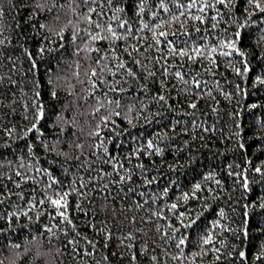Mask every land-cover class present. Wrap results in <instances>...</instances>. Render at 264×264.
<instances>
[{"label": "trees", "instance_id": "obj_1", "mask_svg": "<svg viewBox=\"0 0 264 264\" xmlns=\"http://www.w3.org/2000/svg\"><path fill=\"white\" fill-rule=\"evenodd\" d=\"M117 2L126 9L123 18L138 27V0ZM180 2L187 5L190 0ZM67 3L0 0V39L5 41L0 45V260L4 264H264V209L260 208L264 175L255 171L258 166L264 171V84L258 82V78L264 80V40H260L264 16L247 0H233L231 10L223 5L207 9L202 23L190 19L189 13H200L187 8L180 9L185 12L180 21H172L170 14L156 7L159 0H147L141 19L149 23L148 30L133 32L132 38L116 45L107 41L92 45L101 49L100 56L107 57L104 64L115 71L116 64L123 61L136 76H128L127 68L116 76L104 73L107 83L96 97L105 104L119 100V108L115 104L108 107L121 115L113 116L115 125H101L99 137H91L89 133L100 123L99 116L107 112L92 115L97 99L88 98L90 85L73 76L78 71L83 81L95 65L86 53L74 54L76 44L83 47L86 42V32L80 34L85 39L72 42L77 24L87 28L79 19L86 9L74 15ZM60 4L66 7L61 9ZM169 7L173 14H179L173 5ZM48 8L52 11L45 10ZM245 9L254 15L248 17ZM154 12L160 19L153 17ZM70 21L61 39L55 33ZM41 24L47 27L41 28ZM155 24H162L157 32L170 33L167 40L177 49L195 55L191 50L199 47L204 55L195 61L170 55L166 42L156 45L152 38ZM242 24L247 26L241 29ZM238 31L243 39L237 48L245 55H221L232 51L223 45ZM127 45L138 47L140 52L131 56L124 53ZM212 48H216L211 52L215 64L205 58ZM96 55L91 53L93 59ZM166 66H171L167 75ZM177 71L187 83L176 77ZM149 72L155 75L149 76ZM195 79L201 81L199 88L193 83ZM110 86L124 91L109 92ZM54 90L56 98L51 95ZM160 95L166 101H159ZM37 102L44 106L46 115L38 130L26 135L25 130L35 123L33 105ZM193 103L196 108L190 107ZM149 140L163 150L160 155L148 154L152 152L147 148ZM73 142L84 145L83 153L69 147ZM100 143L102 148L95 147ZM58 153L69 155L66 158ZM109 157L113 160L105 163ZM37 167L48 169L59 183L48 189L47 176L36 175L35 181L25 182L15 175L17 171L35 175ZM128 174L131 179L120 183V176ZM209 175L212 179H205ZM197 183L201 185L199 192L184 201L183 194L191 195ZM55 191L69 193L66 214L71 224L62 223L58 210L49 202L39 204ZM172 203L179 204L175 212L167 210ZM158 211L163 218L153 215ZM180 212L185 213L184 224L189 223V217L197 220L194 228L181 225L176 219ZM108 232L111 239L106 241ZM208 232L214 240L201 246V237ZM129 233L135 239L124 240V244H132L131 249L121 245ZM165 234L174 239H166ZM189 235L190 241L177 248L180 238ZM217 248L218 253L213 250Z\"/></svg>", "mask_w": 264, "mask_h": 264}, {"label": "snow or ice", "instance_id": "obj_2", "mask_svg": "<svg viewBox=\"0 0 264 264\" xmlns=\"http://www.w3.org/2000/svg\"><path fill=\"white\" fill-rule=\"evenodd\" d=\"M248 5L254 7L257 12L261 15L264 16V0H247ZM146 4H147V0H138L137 4H136V12H135V18L138 21H141L139 23V26L134 28L132 22H130L128 19H124L123 17L126 15V9L125 7L121 6L117 0H68L67 3V7L68 9L75 15L78 10H80L81 8L86 9V11H83L82 14L80 15L79 19L81 22L85 23L87 25L86 29H81L79 27V24H77L72 32V42L75 44L76 41L78 39H85V37H81V32H86V42L84 43L83 47H81L80 44H76V50H75V55L79 56L81 52H84L87 54V58L90 60L91 64H94V67L90 68V74L86 73V79L83 81L79 80V76L80 73L78 71L73 72V76L78 80L79 83H87L90 85V90L88 92V98H92V97H96V92L97 91H102V85L107 83V80L104 78V73L107 72L112 76H116L118 75V73L120 71H123L127 68V64L123 61H120L119 63L116 64L115 66V71L109 67L108 64H104V61L107 57L105 56H100L99 53L101 52V49L98 47H93V44L99 43V42H104L107 41L109 45H116L117 42L119 41H127L130 38H132L133 32H143L145 30H148L150 28L149 23L147 22H143L142 21V15L145 13V8H146ZM169 4L173 5L177 11L179 12V14H173L172 13V9L169 7ZM217 5H223L224 7L228 8L229 10H231V8L234 6L233 4V0H215L214 3H209L208 0H204L203 3L200 2V0H190V2L187 5H184L180 2V0H159V3L156 5V7L158 9H160L162 12L166 13V14H170L171 15V20L172 21H180L181 17L185 16V12L181 11L180 9H196L200 14L199 15H191L190 13L189 18L190 19H194L197 21H200L201 23L204 21V13L207 9H211V8H215ZM37 7H41L40 5H37ZM53 7H56L55 2H53ZM59 7L61 9H64L66 7L65 4H60ZM49 12L52 11L51 8L45 9ZM246 15L248 17H252L254 15L253 12H248L247 9H245ZM109 13H111V15H109ZM219 14V13H218ZM153 17H155L156 19H160L159 13L154 12L153 13ZM58 19V17H57ZM212 19H216V17H212ZM162 23H169L168 21H163ZM249 23H251V21H249ZM71 26V21L69 22V25H65L64 28H61L59 32H56L55 34L60 37L61 39L64 38V32L65 30ZM162 26V24H155L154 27L151 28L152 30V38L155 42L156 45H160L162 43H167L171 49L170 51V55H175V54H179L180 56H187L188 59L195 61L196 59H198L199 57L203 56L204 54L202 53L201 49L199 47L194 48L191 51L195 52V55H191L189 50H186L184 48H179L177 49V47L174 45L173 41H168L167 40V36L170 35V33L168 32H164V31H160L157 32L156 29L160 28ZM247 25L246 24H242L240 25V28L243 29L245 28ZM41 28H45L47 27V25L45 24H41L40 25ZM184 27V24L181 23V28ZM213 27H216V25H213ZM174 35V33H173ZM160 37H163L164 40H161ZM243 39L242 34L240 31L236 32L234 34V39L231 42H227L225 43L223 46L227 47L229 49H231L232 51L230 52H221V55H231L232 52H239L240 56H244V52L239 51V49L237 48V43L240 42ZM260 40H264V30H261V36H260ZM259 42V41H258ZM5 41L0 39V45H4ZM64 45H61V48H63ZM151 47V45L149 46ZM129 49H131V52L129 51ZM45 49L43 47H41L40 51L41 53H43ZM113 52L115 51V49H111ZM216 48H212L211 51L208 53V55L205 57L206 59L209 60L210 63L215 64V60L211 57V52H215ZM123 52L130 55L132 54V52L135 53H139L140 49L134 45H127L124 49ZM91 53H96V57L93 59L91 57ZM115 58V57H113ZM132 59L135 61V63L137 65H140V60L136 59L134 56L132 57ZM157 63H159V61H156ZM103 65V66H102ZM33 66H35V64H33ZM76 67L79 68L80 65L77 62L76 63ZM141 67H143V65H141ZM171 66H166L164 68V73L165 75L168 74V71L170 70ZM211 69H209L210 71ZM249 69L247 68V66H245L244 71L247 72ZM237 72L239 73V69H237ZM127 75L131 76V77H135L136 73L130 69L127 68ZM149 76H154L155 73L154 72H149L148 73ZM176 77L181 80L184 81V75L177 71L175 73ZM185 83H187V81H184ZM258 82L261 84H264V80H260L258 78ZM117 84H119V81L116 82ZM193 83L196 85L197 88L200 87L201 85V81L198 79H195L193 81ZM109 92H116V91H124L123 89H118V88H114V87H109L108 88ZM208 95H211V92L209 91L207 93ZM53 98H56L57 96V92L54 90L51 93ZM105 97H107V92L104 93ZM36 96L39 97L40 93L37 92ZM97 99V104L98 106L96 108L93 109L92 115L96 116L99 113H101L102 111L107 112L106 115L103 116H99V121L100 123L97 124L96 130L92 131L89 133V136L91 137H99L101 135V125H107L108 123H112L113 125H115V120L113 119V116L119 117L121 115V113L119 111H109V105L115 104L117 108H119L120 106V101L119 100H108L107 104H105L104 100L100 99L99 97H96ZM158 100L159 101H166V97L163 95L158 96ZM25 107L27 108V106L25 105ZM33 107L35 108V113L32 116V119L35 121V123L31 124V127L27 128L25 130V134L27 135V133H32V132H36L38 130V124L40 123V121H42L45 118V108L43 105L39 104L38 102L35 103L33 105ZM190 107L192 108H196V104H190ZM252 107H256V105H252ZM129 111H131V109H129ZM215 111V110H214ZM59 120H63V117H58ZM65 124H70L71 122L69 121H63ZM129 123H131V121H129ZM63 131V129H62ZM12 130L9 129L8 133L11 134ZM75 134V133H74ZM57 144H59V141L56 142ZM47 147V145H46ZM69 147L72 149H78L81 151V153H83V149H84V145L80 144V143H70ZM95 147L97 148H102L103 147V143L97 144L95 145ZM241 147H243V145H241ZM147 148L151 149L152 152L148 153L149 155L152 154H156V155H160L162 153V149L159 147H154L153 142L151 140L148 141L147 143ZM53 150H55V148H53ZM139 150H137L138 152ZM60 155H64L66 158L68 157V153H58ZM75 159H79V157H75ZM113 158L109 157L108 160L105 161V163H108L110 161H112ZM0 167H2V165H0ZM21 168L24 167L23 163H21L20 165ZM120 168H123V165L119 166ZM140 167H143L142 165ZM35 175L32 176H27L24 175L22 172L17 171L15 173L16 176L20 177L23 181L27 182L29 180L35 181L36 180V175H40L41 178H43L44 176H47L48 179L50 180V183L47 185L48 189H53L58 183L59 181L50 174L49 170L46 168H40L37 167L34 170ZM67 171V170H65ZM114 171H115V164H114ZM255 171L257 173H260L261 175H264V171H262L261 167H256ZM106 175L111 176L112 173H107ZM9 179H11V177H9ZM126 179H131V174H128L127 176H120V183H123ZM205 179H212V176H206ZM149 183H151V181H149ZM217 184H219V181H217ZM84 185L82 184L81 187H83ZM6 187V186H5ZM17 187H19V184H17ZM244 187L247 189L248 188V182L247 180L244 181ZM104 188H107V185H104ZM201 188V185L199 183L195 184L193 186L192 189V193L191 195L189 193H184L182 199L184 201H188L191 198H194L196 196V193L199 192ZM75 191V189H73ZM131 191V189H130ZM165 193H167L168 189H164ZM69 193L64 192L61 193L59 191H55L53 193L52 196H47L46 199H41L39 201V204L43 205L46 201L49 202L52 206H54L57 210H58V215L60 217H62V223H67V224H71V220L69 219L68 215L66 214V209H67V199L66 197L68 196ZM2 202V201H0ZM179 207L178 203H172L170 208H168V211H172L175 212ZM260 208L264 209V203L260 204ZM63 209V210H62ZM26 214V213H25ZM10 215H14V214H10ZM154 216H156L157 218H163L162 216V212L158 211V212H154L153 213ZM219 215L221 217L224 216V211L223 209H221ZM247 215V213H246ZM185 217V213L180 212L179 216L176 217V219L180 220L181 225L185 228L188 229H192L195 227L197 220L196 219H191L189 217V223L184 224L183 220ZM198 219V218H197ZM95 228V225H92ZM215 226H219L218 223ZM47 231H51V229H46ZM159 231V229H157ZM100 231H104V229H101ZM246 234V233H245ZM166 239H174V237H168L167 234H165ZM33 239L35 240L36 237H33ZM111 239V233L108 232L105 234V240L108 241ZM135 237L129 233L128 236L123 237L121 239V245L124 247H127L129 249H131L133 247L132 244H124V240H134ZM191 237L189 236H182L179 240V244H177V248H180L183 245H186L189 241H190ZM214 240V236L211 232H208L206 234V236H202L201 237V241H202V245H210L212 244ZM70 243H75L74 241H70ZM89 244H91L93 246V248L95 247V244L91 241H89ZM14 247L19 248L20 245H14ZM105 247H107V243H105ZM215 252H219L220 250L217 249H213ZM144 251H146V246ZM240 257L241 259L245 258V253L242 251L240 252ZM261 257H257V259H260ZM132 259L135 261L136 256L133 255ZM151 259L153 261H155L157 259L156 256L151 257ZM173 259H177V257H173ZM217 259H220L219 256H217ZM0 264H4L3 260H0Z\"/></svg>", "mask_w": 264, "mask_h": 264}]
</instances>
